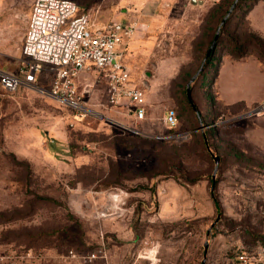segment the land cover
<instances>
[{"label": "rangeland", "instance_id": "obj_1", "mask_svg": "<svg viewBox=\"0 0 264 264\" xmlns=\"http://www.w3.org/2000/svg\"><path fill=\"white\" fill-rule=\"evenodd\" d=\"M33 1L0 0L1 70L18 73L26 61ZM72 1L93 30L112 20L137 25L125 63L145 92L146 117L136 123L127 106L107 107V90L94 81L80 92L107 120L29 88L0 89V259L33 248L40 264H70L71 250L102 249L107 262L92 264H230L239 248L264 246V154L246 136L264 97L250 0ZM250 19L264 33V0ZM210 40L217 48L208 58ZM188 90L196 103L209 97L211 121L189 123ZM168 109L178 114L174 129L164 123ZM211 128L219 131L213 153L202 139Z\"/></svg>", "mask_w": 264, "mask_h": 264}, {"label": "built area", "instance_id": "obj_2", "mask_svg": "<svg viewBox=\"0 0 264 264\" xmlns=\"http://www.w3.org/2000/svg\"><path fill=\"white\" fill-rule=\"evenodd\" d=\"M91 18L72 0H34L21 48L26 61L18 73L0 69V87L9 94L21 87L29 88L81 117L107 120L80 92L82 83L99 82L107 90V107L127 106L126 115L136 123L142 122L146 117V95L132 81L125 63L127 47L137 25L112 20L105 28L93 30ZM45 74L52 77L49 87L40 85ZM252 112L264 113V100ZM164 123L170 129L178 126L176 110L166 111ZM127 130L141 135L134 127ZM66 259L70 264H92L98 260L107 262V255L102 249L89 253L71 250ZM237 264H264V249H258L255 254L240 253Z\"/></svg>", "mask_w": 264, "mask_h": 264}, {"label": "trees", "instance_id": "obj_3", "mask_svg": "<svg viewBox=\"0 0 264 264\" xmlns=\"http://www.w3.org/2000/svg\"><path fill=\"white\" fill-rule=\"evenodd\" d=\"M240 1H242V0H240ZM257 2H258V0H250V6H251L250 9ZM82 12H87V11L82 10ZM250 33L252 34L253 37H255L260 42V44H261V46H262V48L264 50V42H263V40L259 36L254 34L252 31H250ZM214 42H215V44L213 46ZM232 45L234 47L239 46L238 43H232ZM207 46H208V48H207V56H208V58H210V57L213 56V51H215L216 48H217V41L216 40H210V41H208ZM208 71H210V70H208ZM0 89H1V87H0ZM1 91L4 94H8L9 95V93L5 92L4 90L1 89ZM207 101H208L207 103L203 102V101H202V103L201 102H197L196 103V101L194 102V99H192L191 96L188 95V97H187V105L189 107L188 110H190V111H189V114H188L187 117H188V119L190 118V121H189L190 124L194 125L195 124V120H196L197 117H199V120L201 122H203L202 125L206 124L207 120L211 121L213 119V115H212V111H211L212 103L210 102L211 100L209 99V97L207 98ZM202 111H207V114H203ZM177 117H178V114H177ZM218 133H219L218 130H216L215 128H211L207 133L204 132L203 135H202L203 142H204L205 147H206V149L208 150L209 153H213L214 152L213 149H212V146L210 144V140H211L212 137L217 136ZM135 136H140V135H135ZM237 155L239 157H244V155L245 156L250 155L251 161H254V158L256 156H260V155H258L256 153L252 152V151H243V150L242 151L241 150L237 151ZM256 158H258V157H256ZM259 166L264 168V162L263 161L259 162ZM196 180H200V178L198 177V179H196ZM210 180H212V177H211ZM212 183H214L213 180H212L211 184ZM216 184L217 183L215 181V185ZM211 196H212V200H213V204H214L215 210H216V212L218 214V217H217V219H218L219 215H220V212H221V205H220V202H219L218 198L216 197V195H214V193H211ZM260 248L264 249V246H258L257 248L252 249L251 251L239 248L238 250H236L233 253V255L230 256V264H237V256L240 253L255 254L257 252V250L260 249ZM91 251H89V252H91ZM75 252L84 253V252H78V251H75ZM28 254H30L31 257L28 256ZM16 256H17L16 258L14 256H10V255L7 256V257H9V259L7 260L8 262L6 264H17L16 261H14V259H20L21 260V264H40V263H43V261H44V257L42 255L38 254L37 252H35L33 248L24 249V251H21L20 254L16 255Z\"/></svg>", "mask_w": 264, "mask_h": 264}, {"label": "crops", "instance_id": "obj_4", "mask_svg": "<svg viewBox=\"0 0 264 264\" xmlns=\"http://www.w3.org/2000/svg\"><path fill=\"white\" fill-rule=\"evenodd\" d=\"M259 2V0H258ZM258 2L249 10L247 13V22L249 26V30L252 31L254 34L259 36L263 42H264V33H262L260 30H258L252 23L250 19V13L253 11V9L257 6ZM51 78L50 75L45 74L40 79V85L43 87H49L50 84H46L45 81L49 80ZM264 100V97L261 99H257L255 104H260ZM252 117L251 119V130L252 132H246V136L248 137V140L251 141L254 145H256L258 152L264 154V113H253L250 114Z\"/></svg>", "mask_w": 264, "mask_h": 264}, {"label": "water", "instance_id": "obj_5", "mask_svg": "<svg viewBox=\"0 0 264 264\" xmlns=\"http://www.w3.org/2000/svg\"><path fill=\"white\" fill-rule=\"evenodd\" d=\"M237 1H238V0L235 1L234 5L236 4ZM200 3H201V2H200ZM193 4L196 5V1H195V0L193 1ZM234 5H233V7H234ZM214 44H215V42L213 43V46H214ZM188 95H189V90H188ZM215 159H216V161H217V163H218L219 158L216 157ZM213 176H215V174H214ZM212 190H213V188H212ZM213 226H214V224H213ZM205 248L207 249V246H206Z\"/></svg>", "mask_w": 264, "mask_h": 264}]
</instances>
